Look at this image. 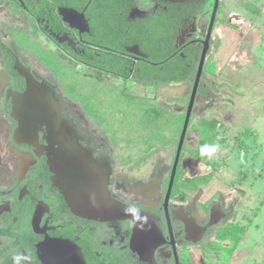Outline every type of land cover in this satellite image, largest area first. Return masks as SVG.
<instances>
[{"label": "flooded vegetation", "instance_id": "obj_1", "mask_svg": "<svg viewBox=\"0 0 264 264\" xmlns=\"http://www.w3.org/2000/svg\"><path fill=\"white\" fill-rule=\"evenodd\" d=\"M220 1L214 12L215 0H0V264H14L17 254L25 257L21 264H221L225 260L214 247L228 241L221 240L219 232L235 224L230 220L232 212L220 198L201 200L199 185L195 190L188 187L192 177L186 174V135L169 189L181 129L177 140L173 137L167 146L171 159L163 176L141 175L137 173L141 168H133L136 174L124 175L119 183L114 179L116 157L68 116L66 91L67 84L75 85L70 80L77 73L84 104L95 99L104 118L119 113L124 121V112L137 101L144 117L140 125L148 127L150 100L145 95L135 97L134 90L158 89L181 96L188 89L190 94L212 22L188 130L195 124L197 101L218 96L221 85L204 69L215 35L220 36L216 27ZM174 87L182 88L181 93L165 91ZM203 88L208 89L205 95L200 93ZM29 90L31 100H20ZM36 100L42 107L45 104L43 117L74 123L83 137L81 147L97 164L108 167L110 196L147 215L152 226L136 227L131 219L93 220L71 211L52 181L43 149L46 126L37 124L31 111Z\"/></svg>", "mask_w": 264, "mask_h": 264}, {"label": "rangeland", "instance_id": "obj_2", "mask_svg": "<svg viewBox=\"0 0 264 264\" xmlns=\"http://www.w3.org/2000/svg\"><path fill=\"white\" fill-rule=\"evenodd\" d=\"M216 27L220 36L215 35L204 69L221 85L218 96L200 98L194 108L195 124L188 127L184 148L186 174L192 178L209 174L197 188L199 198H220L232 212L230 220L244 231L230 255L228 241L216 243L217 256L225 264H264V0H221ZM70 81L75 85L66 86L68 116L95 144L104 145L116 157V182H122L126 174L134 176L133 168L152 177L167 172L171 152L164 138H178L188 89L181 96L135 89V97L145 95L149 106L161 110L157 120L142 127L141 120L126 125L138 118L137 101L120 123L119 113L104 118L95 99L84 104L77 73ZM204 120L215 121L218 133L209 145L219 147L213 158L198 160L187 151L198 146V127ZM9 155L6 150L7 167Z\"/></svg>", "mask_w": 264, "mask_h": 264}, {"label": "water", "instance_id": "obj_3", "mask_svg": "<svg viewBox=\"0 0 264 264\" xmlns=\"http://www.w3.org/2000/svg\"><path fill=\"white\" fill-rule=\"evenodd\" d=\"M176 3H196L201 0H164ZM218 0H215L214 12ZM213 19V18H212ZM212 22L201 53L199 67L197 70L195 83L189 94L188 104L185 111L181 132L179 135L175 159L173 162L169 189L172 185L178 158L182 149L183 141L187 132L189 118L193 109L194 100L197 93V83L202 70V65L206 57L207 41L209 39ZM33 95L29 90L20 97V100H31ZM32 112H35L38 119L37 124L46 126L42 139L45 142L43 149L46 151L47 164L52 172V181L62 195L69 208L74 214L99 221H116L131 219L136 227L142 225L152 226L153 223L147 215L124 205L120 201L112 198L106 188L108 174L107 169L97 164L87 149L81 147L79 141L82 135L77 130L73 122L63 117H43L44 109L42 104L36 100L32 104ZM45 107V104L44 106ZM42 107V108H43ZM31 122V121H30ZM29 122V123H30ZM34 139L37 137L34 136ZM32 139V138H31ZM169 194V190L167 196ZM210 225V223L208 224ZM74 249V244H68Z\"/></svg>", "mask_w": 264, "mask_h": 264}, {"label": "trees", "instance_id": "obj_4", "mask_svg": "<svg viewBox=\"0 0 264 264\" xmlns=\"http://www.w3.org/2000/svg\"><path fill=\"white\" fill-rule=\"evenodd\" d=\"M207 91H208V89L203 88L202 90H200V93L202 95H205ZM142 112L138 111V114H136L138 116V118H135V120L131 121V122H134V124L127 123L126 125H135V121H138V120L144 121V117L142 116L143 115ZM147 112L150 115L149 119H150V123H151L152 121H154L153 119H154L155 115L161 113V110L150 105ZM120 123H123V119L120 120ZM142 127H144V126L142 125ZM198 128H200L199 131L201 133V137H200V140L198 142V146H195L194 148L188 149L187 152L194 159L199 160V159H202V157L199 154L200 146L203 144L211 143L215 139V137L217 136L218 128L215 129V121H205V120L201 122V124L199 125ZM171 139L172 138H169V139L164 138V140H166L165 144H169L171 142ZM182 153H184V149L182 150ZM209 178H210L209 174H207L205 176H199V177L192 178L188 182V185H189L188 187H190V189H192V190H195L196 187H198V185L202 184L203 182H206ZM181 186L186 187L185 184H181ZM243 233H244L243 229L241 227H239L237 224L230 225L229 227L222 229L219 232V238L221 240H228L231 243V246L228 248L229 249L228 255H230L231 250L237 245V243L239 242ZM224 262H225V260H223L221 262V264H224Z\"/></svg>", "mask_w": 264, "mask_h": 264}, {"label": "clouds", "instance_id": "obj_5", "mask_svg": "<svg viewBox=\"0 0 264 264\" xmlns=\"http://www.w3.org/2000/svg\"><path fill=\"white\" fill-rule=\"evenodd\" d=\"M217 144H203L199 148V154L201 157H207L209 159L213 158L214 154L217 152L218 149ZM25 257L23 255L17 254L14 257V264H21V261L24 260Z\"/></svg>", "mask_w": 264, "mask_h": 264}, {"label": "bare ground", "instance_id": "obj_6", "mask_svg": "<svg viewBox=\"0 0 264 264\" xmlns=\"http://www.w3.org/2000/svg\"><path fill=\"white\" fill-rule=\"evenodd\" d=\"M181 90H182V88H180V87H174V88H166L165 89V91H167V92H171L170 94H174V93H181Z\"/></svg>", "mask_w": 264, "mask_h": 264}]
</instances>
